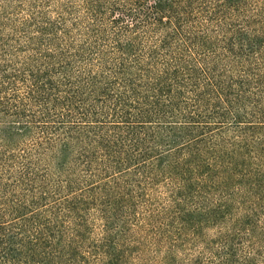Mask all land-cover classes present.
<instances>
[{"label":"trees","instance_id":"trees-1","mask_svg":"<svg viewBox=\"0 0 264 264\" xmlns=\"http://www.w3.org/2000/svg\"><path fill=\"white\" fill-rule=\"evenodd\" d=\"M0 264H264V0L0 10Z\"/></svg>","mask_w":264,"mask_h":264},{"label":"rangeland","instance_id":"rangeland-1","mask_svg":"<svg viewBox=\"0 0 264 264\" xmlns=\"http://www.w3.org/2000/svg\"><path fill=\"white\" fill-rule=\"evenodd\" d=\"M15 1H17V0H3V2L0 0V2H2V4H0V10H2V11L4 10L5 11L6 9H8V7H11V3H14ZM57 6H58L57 4L56 5L55 4H52L53 10L55 9V11H56ZM10 11L15 13L16 12V9H12ZM55 13H54V11L53 12H50V13H48V16L51 14L52 17L54 18ZM15 14H17V13H15ZM2 33L7 35L8 33H10V31L8 29H5ZM16 43H17V41H15V39H14L12 41V45H15ZM8 47H9V51L7 53H15V52H12L13 48H11V46H8ZM27 141H28V139L25 141V143Z\"/></svg>","mask_w":264,"mask_h":264}]
</instances>
